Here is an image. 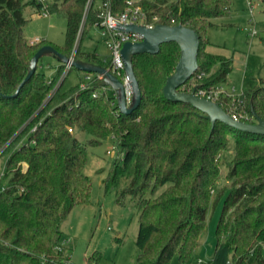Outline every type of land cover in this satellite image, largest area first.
Returning <instances> with one entry per match:
<instances>
[{"label":"trees","instance_id":"16d2710c","mask_svg":"<svg viewBox=\"0 0 264 264\" xmlns=\"http://www.w3.org/2000/svg\"><path fill=\"white\" fill-rule=\"evenodd\" d=\"M85 1L50 0L49 13L66 21L65 43L59 47L45 39L30 44L24 36L29 18L23 8L29 4L37 12L40 3L0 0V156H4L0 170V264L64 263L65 248L55 249L60 245L61 225L73 206L89 204L91 181L83 172L86 147L109 135L123 154L119 163L112 161L103 187L115 189L118 203L126 196L135 202L137 264H168L173 255L185 262L206 229L207 207L219 198L222 206L215 243L206 264H264V134L212 123L191 105L163 97L165 78L179 57L175 42L162 43L155 54L133 55L141 102L128 114L111 105V98L92 95L99 87L97 82L84 89L77 84L62 89V80L45 99L62 66L45 84L38 65L41 57L34 73L15 93L38 48L50 44L69 55ZM136 3L147 19L157 15L158 23L182 24L198 33L195 72L220 62L196 90L226 82L231 59L202 50L204 40L191 17L221 15L220 10L230 7L233 0ZM125 4L126 0H111V9L120 11ZM97 20L89 11L81 38ZM76 57L105 66L94 51H81L80 42ZM215 102L241 121L255 124L257 117L264 120V75L254 78L239 97L230 100L219 96ZM68 127L91 138L84 143L68 132ZM228 135L236 138L227 171L230 184L211 199L210 189L218 175L216 154L227 144ZM121 179L127 183L117 191ZM163 186L155 197L145 196ZM98 259L99 254L88 256L87 262Z\"/></svg>","mask_w":264,"mask_h":264},{"label":"rangeland","instance_id":"374dc122","mask_svg":"<svg viewBox=\"0 0 264 264\" xmlns=\"http://www.w3.org/2000/svg\"><path fill=\"white\" fill-rule=\"evenodd\" d=\"M30 1L24 0L26 3ZM230 7L222 8L221 15L212 17L193 15L191 17V22L199 29L204 40L202 50L206 53L228 57L232 61V70L227 75L226 82H219L215 85L219 86L221 90L216 100L219 96L230 100L239 97L242 89L250 86L254 77L264 75V1L260 0L253 9L252 19L246 8V0H233L231 17L224 18L230 12ZM23 13L29 18L24 27V35L27 39L38 37L41 38L40 40L45 39L56 46H64L66 21L63 17L50 13L44 15L38 10L36 12L29 4L24 6ZM225 21H229L230 24H222ZM248 29H254L256 34L250 36ZM208 39L212 43L211 46ZM80 50L94 51L101 60L109 56V50L102 41L99 29L95 27L82 36ZM38 65L45 77L44 83L48 84L47 80L53 77L58 61L51 55H44ZM218 66H220V62H215L206 71L198 70L179 89L188 92L192 89L197 91V86ZM80 75V70L74 67L70 68L62 79L64 80L62 89L76 85ZM53 87L49 91L53 90ZM71 133L84 143L91 138L89 134L80 132L75 127H72ZM227 140L225 147L216 154L218 175L210 189L211 199L217 192L228 188L230 184L227 171L234 156L236 138L228 135ZM92 144L86 147V160L83 169L84 174L91 181L89 204L73 206L61 225L66 238L65 242L60 239V242L63 241L66 247L63 264H86L87 257L96 256V254H99V259L96 262L91 261L90 264H137L135 261L137 252L135 238L138 223L135 202L130 196H126L123 203H118L115 200V189L105 190L103 187L106 172L112 166V161L119 163L123 152L110 135L103 139L96 138ZM3 162L4 156H0V170ZM126 183L127 179H121L117 191L126 186ZM164 187L154 194L147 192L145 196L155 197ZM221 206L222 199L219 198L215 205L209 204L207 207L206 229L201 234L199 245L191 256L185 262H180L178 257L173 255L168 264L207 263L215 243V226Z\"/></svg>","mask_w":264,"mask_h":264},{"label":"water","instance_id":"95a60500","mask_svg":"<svg viewBox=\"0 0 264 264\" xmlns=\"http://www.w3.org/2000/svg\"><path fill=\"white\" fill-rule=\"evenodd\" d=\"M119 28L125 32H138L141 40L136 42L125 41L120 49L123 59L124 71L131 88V99L127 104L121 81L107 71L103 66L82 59H74L71 64L74 68L84 72L101 74L98 86H109L116 95L117 107L120 113L128 114L136 110L141 102V91L132 69V57L135 54H155L162 43L173 41L179 48V57L173 71L165 78L162 86V95L166 100L174 103H186L202 112L210 121H219L229 128L242 132H258L264 134V120L257 117V123L252 124L241 121L226 112L215 101L195 94V89L183 91L179 88L189 80L197 69V53L199 49L198 33L185 25H168L156 23L153 27H145L140 24H123ZM44 55H51L59 63L66 62L67 56L56 50L52 45L45 44L38 48L29 60L25 77L20 86L30 78L36 69L37 61Z\"/></svg>","mask_w":264,"mask_h":264},{"label":"built area","instance_id":"2783aa9c","mask_svg":"<svg viewBox=\"0 0 264 264\" xmlns=\"http://www.w3.org/2000/svg\"><path fill=\"white\" fill-rule=\"evenodd\" d=\"M35 1L41 4L38 11H41V13L44 15L49 14L47 6L50 0H35ZM137 1L138 0H126V4L124 8L120 11H113L111 9V0L85 1L83 14L80 20L79 29L75 38L73 48L70 51L69 55L67 56L68 60L66 62L60 63L59 65L62 66V71L58 76V79L53 87V90L66 76L70 68L73 67L71 62L74 59H77L76 50L80 42L85 19L87 17L88 12L93 11L96 17L98 18V20L94 22L93 27L99 29V34L102 38V41L109 50L108 58L102 59V61L105 63V66L103 67L121 81L125 93L126 103L128 104L130 102L131 88L128 83L127 75L124 71V64L120 53V49L125 41H130V42L139 41L141 40L142 35L138 32H125L121 30L119 26H122L123 24H140V25H144L145 27H153L156 23H158V19H159L157 15H153L150 17V19H147V15L145 11L142 9V7L139 4L136 3ZM259 1L260 0H246V8L249 17H251V19H252V11L258 5ZM248 33L250 36H254L256 34V31L254 29H248ZM40 39L41 38L33 37L27 39V42L30 44H34L40 41ZM101 76L102 75L98 73L81 71V75L78 77L77 86L79 89H84L86 87H90L95 82H97L98 84V81L101 79ZM50 80L51 79H48L47 83H50ZM53 90L49 91L45 99L52 93ZM220 93L221 90L219 86H209L208 88L198 89L197 91H195V94L199 96H203L213 101L216 100L217 96ZM92 95L93 96L103 95L105 99L109 97L111 98L110 104L117 106L115 92L109 86H102V87L99 86L96 90L93 91ZM232 116L235 117V115ZM67 131L72 132V128L68 127ZM21 167L22 169H25L26 163L22 162ZM60 246L62 245L60 244L55 246V249L58 250ZM198 262H201V260H198ZM86 264H90V263L87 262Z\"/></svg>","mask_w":264,"mask_h":264},{"label":"crops","instance_id":"0c3cea01","mask_svg":"<svg viewBox=\"0 0 264 264\" xmlns=\"http://www.w3.org/2000/svg\"><path fill=\"white\" fill-rule=\"evenodd\" d=\"M231 10H230V12L227 14V16L226 17H224V18H227V19H229L231 16H230V14L232 13V11H233V9H232V5H231ZM229 21H225V22H222V24H226V23H228ZM219 24H221V22H219ZM228 24H230V23H228ZM23 33H24V30H23ZM25 36V35H24ZM208 41H209V39H208ZM209 44H210V46L212 45V43L209 41ZM96 53V52H95ZM217 54H219V53H217ZM96 55H97V53H96ZM60 65V63L58 62V65H57V67L55 68V72H56V69L58 68V66ZM55 74V73H54ZM53 74V75H54ZM79 77V76H78ZM255 78V77H254ZM254 78H253V81H254ZM257 78V77H256ZM251 84H253V82L251 83ZM61 231H62V237H61V239H63V241L65 242V236H64V233H63V230L61 229ZM63 241H62V243L60 242V244L65 248V251H66V247L64 246V243H63Z\"/></svg>","mask_w":264,"mask_h":264}]
</instances>
